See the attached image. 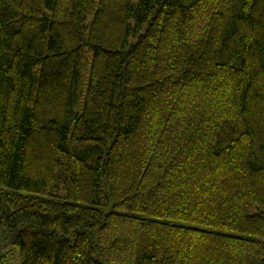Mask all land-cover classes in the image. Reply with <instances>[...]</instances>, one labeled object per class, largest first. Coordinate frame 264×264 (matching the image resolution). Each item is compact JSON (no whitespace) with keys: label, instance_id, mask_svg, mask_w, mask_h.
Listing matches in <instances>:
<instances>
[{"label":"trees","instance_id":"obj_1","mask_svg":"<svg viewBox=\"0 0 264 264\" xmlns=\"http://www.w3.org/2000/svg\"><path fill=\"white\" fill-rule=\"evenodd\" d=\"M2 240L264 264V0H0Z\"/></svg>","mask_w":264,"mask_h":264},{"label":"rangeland","instance_id":"obj_2","mask_svg":"<svg viewBox=\"0 0 264 264\" xmlns=\"http://www.w3.org/2000/svg\"><path fill=\"white\" fill-rule=\"evenodd\" d=\"M4 245L1 249L3 258H0V264H21V256L19 251L10 242L0 241Z\"/></svg>","mask_w":264,"mask_h":264}]
</instances>
